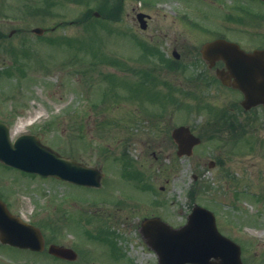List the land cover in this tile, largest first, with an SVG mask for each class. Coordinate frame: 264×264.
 Masks as SVG:
<instances>
[{
  "label": "rangeland",
  "instance_id": "1",
  "mask_svg": "<svg viewBox=\"0 0 264 264\" xmlns=\"http://www.w3.org/2000/svg\"><path fill=\"white\" fill-rule=\"evenodd\" d=\"M54 1L53 11L46 13L41 9L45 7L43 0H0V73L8 74L0 77V120L12 123V138L16 129L22 134L38 132L44 144L89 165L102 166L107 174L103 187L94 189L52 178L29 177L0 164V193H4L12 210L45 225L51 241L69 246L77 243L79 249L84 248V262L76 264H92L93 260L121 264L124 257L122 249L114 246V235L102 241L84 232L95 224L88 215H85L89 218L88 226L70 227L63 215L77 210L94 213L101 222H111L128 239L123 246L130 256L138 261L149 260L153 256L143 249L140 236L136 235V215L143 217L162 205V215L173 216L175 225L185 223L192 174L195 168L207 170L206 176L199 178L203 190L199 200L211 206L216 199L224 202L226 206L222 207L216 203L221 210L218 211L221 230L240 239L249 260L259 250L264 261V155L260 153L264 151V128L244 125L246 141L230 147L227 143L233 135L230 126L229 129L216 126L208 113L212 110L205 107L230 110L236 99L226 95L216 81L209 85L206 80L190 78L192 68L194 73L207 74L199 52L205 41L227 34L235 42H247V37L245 40L239 37L245 31L260 33L263 41L264 24L234 19L238 4L248 6V2L84 0L88 5H80L79 0ZM88 9L91 11L86 12ZM95 10L100 12V18L92 14ZM176 10L188 15L179 13L180 17H176L179 16ZM140 11L150 15L146 31L136 23L135 16ZM55 25L58 28L46 31L43 37L31 31L34 27ZM129 33L158 47L166 58L173 59L177 50L181 57L173 65L176 69L171 66L172 71L167 70L162 60H157L159 54L152 53L149 59L141 49L142 44ZM144 67L150 70L143 71ZM107 75H112L110 81L114 84ZM162 81L171 86L175 96L181 92L184 104L195 103V110L193 105L188 108L176 105V101L167 105L173 95L166 91V85L155 86V82ZM173 86L181 91H175ZM146 110L157 112V118ZM53 118L58 119L56 124L51 123ZM182 124L190 125L202 136L212 131L210 128H217L225 145L208 146L211 140L206 138L192 157L177 160L171 133ZM255 145L260 152L253 151ZM124 151L135 161L121 162L118 157ZM216 158H221L224 165L210 167L209 163ZM130 164L146 174L152 188L149 193L137 188L135 176L140 173L132 175L126 170ZM122 198L129 207L121 212L95 203L119 202ZM154 198L164 200L167 206L156 203ZM63 205L67 208H59ZM257 215L260 224L253 223ZM48 221L55 224L48 225ZM91 246L96 253L87 251ZM113 247L117 249L114 255ZM0 264L66 263L46 254L2 246Z\"/></svg>",
  "mask_w": 264,
  "mask_h": 264
},
{
  "label": "water",
  "instance_id": "2",
  "mask_svg": "<svg viewBox=\"0 0 264 264\" xmlns=\"http://www.w3.org/2000/svg\"><path fill=\"white\" fill-rule=\"evenodd\" d=\"M34 31L37 33L42 32L41 29H35ZM213 44H215V46L219 44L220 46H228L232 48V46H230L231 44L222 41H217ZM239 56L250 58V55L248 54ZM227 58L229 59V57ZM244 60H246L244 63L238 60L236 61V64L241 65L243 68L246 65H250L249 59ZM230 64L235 65V63ZM248 72L249 71L243 70L244 74H247ZM251 99L255 100L254 103H256L260 97H248L249 102ZM174 138L180 145V153L187 151L184 150L182 146H191L197 142V140L190 134L189 130L184 127L175 130ZM0 161L23 170L38 172L44 176L54 175L83 184L91 185L96 183L97 185L99 184L101 177V173L86 168L74 160H69L60 156L51 148L43 145L37 138H20L13 146L9 141L7 132L5 135H0ZM208 216L209 213H206L203 210L194 212V214L190 216L187 227L179 231H174L177 235L171 239L166 237V233H169V227L165 223L159 222L158 220L148 222L149 230H147V236L152 239L153 247L160 254L162 264L169 263L165 258L169 259L176 256L181 260H178L177 262L175 260L173 264H184L186 262L207 263L212 257H218L221 255V253H217L223 249L225 240L220 237L214 227H210L212 222L205 221ZM202 221L205 224L200 223ZM199 224L205 225L206 227L199 231L197 228ZM209 228H211V231ZM161 230L162 232L158 235L157 233ZM209 231L211 234H208ZM35 234L38 235V237L41 236L38 231H36ZM192 234L197 236H193ZM201 235H205V238ZM38 237L36 239L32 234V230L26 229L19 221L15 220L0 202L1 241L22 247L30 246L32 248H39L43 243L41 237H39V239ZM183 238L187 244H184ZM189 250L190 252H193V250H201V253H186ZM202 251H208V253L203 254ZM50 252L60 256H70V254H67V251L54 246L50 248ZM221 257L222 256L217 258V262L211 263L224 264L223 261L220 260L222 259ZM208 263H210V261Z\"/></svg>",
  "mask_w": 264,
  "mask_h": 264
},
{
  "label": "flooded vegetation",
  "instance_id": "3",
  "mask_svg": "<svg viewBox=\"0 0 264 264\" xmlns=\"http://www.w3.org/2000/svg\"><path fill=\"white\" fill-rule=\"evenodd\" d=\"M243 2H248V6L243 5L242 2L241 4H238V9H239L238 14L236 15V18L234 19L237 22L245 19V20H249L250 23L261 22L262 24H264V0H243ZM246 33H248V35ZM259 35L260 33L251 34L249 31H245L244 34L239 36V37H242L241 40H245V38L247 37V42L242 41V43H246L244 44L245 46L241 42H235L234 39H232L231 37H227V34L226 35L223 34L222 36L218 37V38H224V39L237 43L241 49H243L244 51L248 53H252L256 51H258L257 53H260L261 56L254 57V58L252 57L253 60L249 59L250 63H253L252 66H250V69L253 71H257L256 73V75H258L257 77H259V75H261L262 77L256 82L249 81L250 76L246 78L245 76L246 74H244L243 72H240L237 80L234 81L235 79L232 76L231 68L228 66V63H233V61H235L233 60L234 58L231 57L226 62L225 61L226 58H224L220 54V51L218 49L208 51L209 56H203L202 46L204 43L200 47L201 56L205 59L204 60L202 58V60H204V64L207 67V70H206L207 74L205 73L204 76H205V79H206V76L209 77L208 80L206 79V83H209L210 85V82L216 81L217 83L220 84V86L222 87V90L226 93V95L230 97H234L236 99V105L233 106L232 108L230 107L231 116L228 115L227 118L229 119L231 118L233 120V113L236 115L237 117L236 125L239 129L238 133H236V137L237 138L240 137L242 139L244 136H246L244 133V129H243L244 125L252 126L255 129L258 128V126L259 127L262 126V128H264V105L260 104V105L251 107L250 109H245L242 106V101L244 100L246 96H251V95L264 96V42H263L264 39H262L263 41H261V38L259 37ZM218 38H214L208 41H213ZM237 60L242 61V63L246 61L244 59H237ZM245 67L243 68V70H246ZM218 76L222 77L223 81ZM210 121L211 119L208 121V123ZM213 122H215L214 124L216 126L217 124H219V126L227 125V120L222 114H220L219 118L218 117L214 118ZM207 131L208 129L205 130V132ZM204 136L208 138V140L212 139L210 137L211 136L210 133ZM258 149L259 148L255 146L253 151L258 150ZM258 151L260 152V150ZM260 153L264 155L263 150ZM219 165H222V163L218 162L217 160L210 163V166H214V167L219 166ZM156 210H158V208ZM152 216H155V215H152ZM171 218L173 220V217ZM260 221H261L260 218L253 219V223L260 224ZM182 224L184 223H181L179 225H174V227L181 226ZM222 233L226 235L224 231H222ZM140 239H141L143 248L146 249V251H148V254H151L153 257L149 260L138 261V260L133 259L132 256H130V254L127 251H121V254L124 255V257L122 258L121 264H138V263L139 264H160L158 254H156L155 252H150L148 245H146L145 240H143L142 238V235H140ZM245 250L246 248L244 249V252H246ZM111 254L114 255V251H111ZM252 257L254 259L249 260V258H247L245 255L243 258L244 263L245 264H264V261H261L262 260L261 252L259 250H255ZM96 261L100 262V264H104L103 262L99 260H96Z\"/></svg>",
  "mask_w": 264,
  "mask_h": 264
},
{
  "label": "bare ground",
  "instance_id": "4",
  "mask_svg": "<svg viewBox=\"0 0 264 264\" xmlns=\"http://www.w3.org/2000/svg\"><path fill=\"white\" fill-rule=\"evenodd\" d=\"M17 131V130H16Z\"/></svg>",
  "mask_w": 264,
  "mask_h": 264
}]
</instances>
